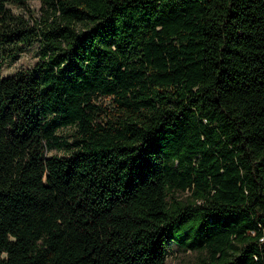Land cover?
<instances>
[{"label":"trees","instance_id":"obj_1","mask_svg":"<svg viewBox=\"0 0 264 264\" xmlns=\"http://www.w3.org/2000/svg\"><path fill=\"white\" fill-rule=\"evenodd\" d=\"M31 1L0 0V264H264V0Z\"/></svg>","mask_w":264,"mask_h":264},{"label":"rangeland","instance_id":"obj_2","mask_svg":"<svg viewBox=\"0 0 264 264\" xmlns=\"http://www.w3.org/2000/svg\"><path fill=\"white\" fill-rule=\"evenodd\" d=\"M31 6L38 9L40 7L39 1H31ZM16 12L23 11L20 8H14ZM39 46L38 42L34 43L31 47L26 49L24 52L19 54L15 59H7L3 65L2 74L4 76L11 75L17 70L22 68L33 67L39 55ZM104 102L109 103V99L104 100ZM68 131L71 132L70 128ZM181 197H185L184 194H181ZM176 241L183 245L184 247L191 244L201 243L206 239L207 231H202L199 228V223L196 222H176L174 227L169 231ZM235 245L238 247L239 251L241 245L240 242L236 241ZM171 252L168 256V264H195L198 253L195 251H184L178 245L173 244L171 246Z\"/></svg>","mask_w":264,"mask_h":264}]
</instances>
